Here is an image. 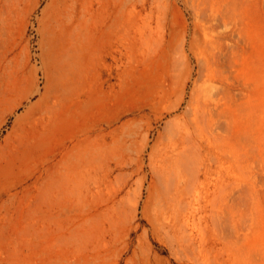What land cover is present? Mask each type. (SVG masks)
I'll use <instances>...</instances> for the list:
<instances>
[{
	"label": "rangeland",
	"instance_id": "obj_1",
	"mask_svg": "<svg viewBox=\"0 0 264 264\" xmlns=\"http://www.w3.org/2000/svg\"><path fill=\"white\" fill-rule=\"evenodd\" d=\"M0 264H264V0H0Z\"/></svg>",
	"mask_w": 264,
	"mask_h": 264
}]
</instances>
